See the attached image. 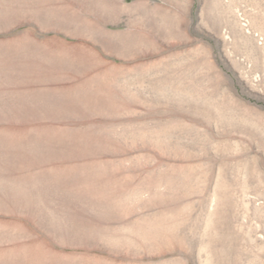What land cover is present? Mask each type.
Masks as SVG:
<instances>
[{
	"label": "rangeland",
	"instance_id": "obj_1",
	"mask_svg": "<svg viewBox=\"0 0 264 264\" xmlns=\"http://www.w3.org/2000/svg\"><path fill=\"white\" fill-rule=\"evenodd\" d=\"M0 264H264V0H0Z\"/></svg>",
	"mask_w": 264,
	"mask_h": 264
}]
</instances>
